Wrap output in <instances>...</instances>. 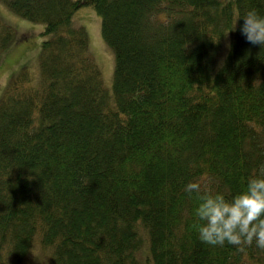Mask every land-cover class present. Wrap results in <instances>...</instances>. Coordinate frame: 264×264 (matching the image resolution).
<instances>
[{
  "label": "trees",
  "instance_id": "16d2710c",
  "mask_svg": "<svg viewBox=\"0 0 264 264\" xmlns=\"http://www.w3.org/2000/svg\"><path fill=\"white\" fill-rule=\"evenodd\" d=\"M2 1L45 40L41 83L23 69L0 98V264H264L199 240L184 191L230 197L264 164V46L235 27L264 0ZM85 7L115 52L111 94ZM15 39L0 15V53Z\"/></svg>",
  "mask_w": 264,
  "mask_h": 264
},
{
  "label": "clouds",
  "instance_id": "9594fccd",
  "mask_svg": "<svg viewBox=\"0 0 264 264\" xmlns=\"http://www.w3.org/2000/svg\"><path fill=\"white\" fill-rule=\"evenodd\" d=\"M241 18L239 31L245 40L264 46V13L249 8L242 16L237 14L235 27ZM184 191L197 197L194 212L199 240L220 246L227 242L245 253L247 246L253 244L264 250V164L247 177L241 191L230 197L210 188L202 190L198 181L187 182Z\"/></svg>",
  "mask_w": 264,
  "mask_h": 264
},
{
  "label": "rangeland",
  "instance_id": "374dc122",
  "mask_svg": "<svg viewBox=\"0 0 264 264\" xmlns=\"http://www.w3.org/2000/svg\"><path fill=\"white\" fill-rule=\"evenodd\" d=\"M0 15L6 23L13 26L16 32V39L12 45L0 53V98L8 84L13 78L21 73L23 69H28L33 78L34 85L41 83L40 58L42 44L45 40L43 32L45 25L34 23L23 19L12 12L6 4L0 0ZM74 22L77 26L84 27L90 38V53L96 64L100 67L104 79L105 87L109 93L113 92V82L116 67V56L114 50L106 43L102 33V16L92 7H85L79 10ZM23 38H21V36ZM229 37L225 36L222 50L217 66L223 63L228 53ZM25 67V68H24ZM147 250H142L140 256ZM36 257H42V252L38 249Z\"/></svg>",
  "mask_w": 264,
  "mask_h": 264
}]
</instances>
